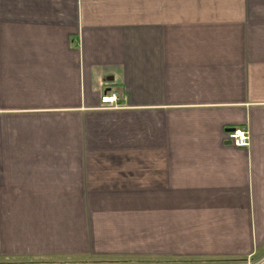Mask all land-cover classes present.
Listing matches in <instances>:
<instances>
[{"label": "crops", "instance_id": "0c3cea01", "mask_svg": "<svg viewBox=\"0 0 264 264\" xmlns=\"http://www.w3.org/2000/svg\"><path fill=\"white\" fill-rule=\"evenodd\" d=\"M63 258L264 264V0H0V264Z\"/></svg>", "mask_w": 264, "mask_h": 264}, {"label": "built area", "instance_id": "2783aa9c", "mask_svg": "<svg viewBox=\"0 0 264 264\" xmlns=\"http://www.w3.org/2000/svg\"><path fill=\"white\" fill-rule=\"evenodd\" d=\"M120 96L116 90H110L102 94L101 105L105 109H117L120 106ZM226 141L237 147H246L249 143V134L245 129H234L233 132L227 133Z\"/></svg>", "mask_w": 264, "mask_h": 264}, {"label": "rangeland", "instance_id": "374dc122", "mask_svg": "<svg viewBox=\"0 0 264 264\" xmlns=\"http://www.w3.org/2000/svg\"><path fill=\"white\" fill-rule=\"evenodd\" d=\"M120 108V106H119ZM74 258H63V264H117L116 262H110L111 260L112 261H116L115 259L113 258H84L83 261H79V260H73ZM75 261H78V262H75ZM87 261V262H86ZM93 262V263H88V262ZM121 261V260H119ZM20 263H31L30 260H22V261H19ZM74 262V263H73ZM118 264H124L123 260H122V263H118Z\"/></svg>", "mask_w": 264, "mask_h": 264}, {"label": "water", "instance_id": "95a60500", "mask_svg": "<svg viewBox=\"0 0 264 264\" xmlns=\"http://www.w3.org/2000/svg\"><path fill=\"white\" fill-rule=\"evenodd\" d=\"M233 131H234V129L228 130V132H233Z\"/></svg>", "mask_w": 264, "mask_h": 264}, {"label": "bare ground", "instance_id": "6f19581e", "mask_svg": "<svg viewBox=\"0 0 264 264\" xmlns=\"http://www.w3.org/2000/svg\"><path fill=\"white\" fill-rule=\"evenodd\" d=\"M228 133V132H227Z\"/></svg>", "mask_w": 264, "mask_h": 264}]
</instances>
